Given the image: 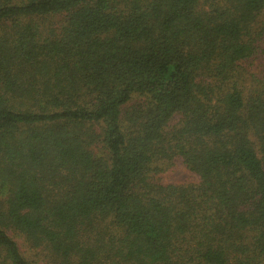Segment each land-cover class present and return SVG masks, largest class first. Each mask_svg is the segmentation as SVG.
<instances>
[{"label":"trees","instance_id":"obj_1","mask_svg":"<svg viewBox=\"0 0 264 264\" xmlns=\"http://www.w3.org/2000/svg\"><path fill=\"white\" fill-rule=\"evenodd\" d=\"M0 264H264V0H0Z\"/></svg>","mask_w":264,"mask_h":264},{"label":"rangeland","instance_id":"obj_2","mask_svg":"<svg viewBox=\"0 0 264 264\" xmlns=\"http://www.w3.org/2000/svg\"><path fill=\"white\" fill-rule=\"evenodd\" d=\"M163 181L168 184L176 185L198 184L200 182V177L196 173L191 172L182 159H177L173 166L163 175ZM16 239L19 240L23 252L28 256H32L34 252H36L32 250L27 243H24L25 241L22 237H17Z\"/></svg>","mask_w":264,"mask_h":264}]
</instances>
